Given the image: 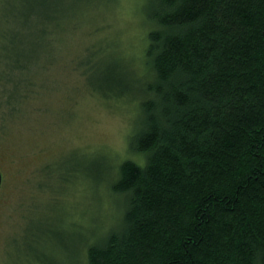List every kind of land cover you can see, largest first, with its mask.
I'll return each mask as SVG.
<instances>
[{"label": "trees", "instance_id": "1", "mask_svg": "<svg viewBox=\"0 0 264 264\" xmlns=\"http://www.w3.org/2000/svg\"><path fill=\"white\" fill-rule=\"evenodd\" d=\"M21 2L4 66L25 74L50 58L63 13L62 0ZM145 16L141 81L101 47L83 64L100 96L138 101L129 150L143 159L121 164V217L91 237L86 264H264V0H146ZM33 86L17 78L10 102Z\"/></svg>", "mask_w": 264, "mask_h": 264}, {"label": "rangeland", "instance_id": "2", "mask_svg": "<svg viewBox=\"0 0 264 264\" xmlns=\"http://www.w3.org/2000/svg\"><path fill=\"white\" fill-rule=\"evenodd\" d=\"M21 1L0 0V264H86L91 237L121 217L110 195L121 164L143 159L129 150L138 101L100 96L83 64L101 47L119 56L130 82L147 75L146 0H62L53 53L25 74L4 66L16 59L3 34L25 24ZM17 78L34 86L10 102Z\"/></svg>", "mask_w": 264, "mask_h": 264}, {"label": "water", "instance_id": "3", "mask_svg": "<svg viewBox=\"0 0 264 264\" xmlns=\"http://www.w3.org/2000/svg\"><path fill=\"white\" fill-rule=\"evenodd\" d=\"M2 184H3V175L2 173L0 172V189L2 187Z\"/></svg>", "mask_w": 264, "mask_h": 264}]
</instances>
